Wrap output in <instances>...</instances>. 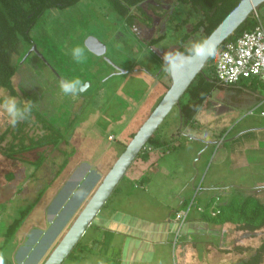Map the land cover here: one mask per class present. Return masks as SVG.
Listing matches in <instances>:
<instances>
[{"label": "rangeland", "instance_id": "rangeland-1", "mask_svg": "<svg viewBox=\"0 0 264 264\" xmlns=\"http://www.w3.org/2000/svg\"><path fill=\"white\" fill-rule=\"evenodd\" d=\"M176 4L177 0L144 2L152 25L138 24V32L108 0H80L67 8L46 11L36 22L31 36L45 60L32 52L22 66L29 49L20 61L13 84L19 93L18 101L33 103L52 125L48 131L32 115L24 127L28 135L25 143L46 134L59 138L60 143L53 150H29L20 154V159L0 154V251L5 255V264L45 263L47 254L66 234L77 212L122 154L131 134L137 132L170 87V76L162 70L163 54L180 48L186 51L190 42L206 39L203 28L194 30L202 17L200 10L187 13L181 8L178 13ZM260 11L264 14V5ZM90 37L104 44L107 51L98 55L89 50L86 41ZM76 45L86 47L85 63L72 59L71 49ZM118 68L128 73L117 72ZM75 77L87 84L86 90L76 96L63 94L60 80ZM7 96L12 95L0 87V102ZM263 97V90L216 85L208 97L209 104L198 111L194 124L187 128L188 134L222 141L248 128L264 127V102L255 105ZM188 99L183 97V101ZM176 107L166 117L162 132L169 130L171 123L177 122L180 127V110ZM8 128L14 130L0 110V132ZM256 132L249 136V163L242 167L230 163L229 142L208 146L179 134L177 146L166 153L163 166L162 158L150 172L148 161L134 160L98 216L123 207L161 218L179 210L185 199L188 207L191 203L192 206L181 229L183 235L188 232L189 223L198 218V207L213 198L216 205L243 191L264 204V135ZM109 135L115 139H109ZM18 141L10 132L0 148L5 151ZM42 155L46 160L43 168L38 164ZM157 158L152 154L150 160ZM81 190L85 192L83 198L75 195ZM28 204H33L30 213L5 242L7 226ZM199 231L206 234L195 235L197 240L189 245L196 246L198 257L206 250L204 264H242L264 242V229L250 232L225 224L213 231L212 226L203 224ZM100 235L98 227H89L81 238L82 246L62 264H117L104 251L90 248ZM117 241L114 243L119 246ZM179 245L173 236L169 243L153 244V253L141 256L135 264H183ZM82 247H86L84 252ZM260 256L259 264H264V252Z\"/></svg>", "mask_w": 264, "mask_h": 264}, {"label": "trees", "instance_id": "trees-1", "mask_svg": "<svg viewBox=\"0 0 264 264\" xmlns=\"http://www.w3.org/2000/svg\"><path fill=\"white\" fill-rule=\"evenodd\" d=\"M79 1L80 0H0V87H4L5 89H7L12 96H19L18 90L13 84V79L18 74V69L21 65L20 61L26 55L28 50L31 49V47H33V45L35 44V40L32 39L31 36V30L35 26L36 22L44 15L46 11L58 8H67L78 3ZM108 1L123 17L126 23L135 30L137 29L138 24H143L148 27L152 25V18L143 6V3L148 0ZM239 1L240 0H177L178 4L176 5L179 8L178 13H180L179 11L181 8L183 10L186 9L187 13H193L194 11L200 10V12L202 13V17L194 25V30L203 28V31L207 38L219 25V23L227 16V14H229V12L239 3ZM183 5L187 7L183 8ZM254 26L255 23L252 20V16L250 15L245 22L243 21V23L239 26L235 33L228 38V40L234 39L246 30H251L252 28H254ZM162 36H160L159 39ZM156 40L158 39H154V41ZM179 51H183V48H180ZM28 58L29 57H26L24 59L22 66ZM216 85L219 84L214 75V59H210L207 61L206 66L203 69V73L196 75L195 79L192 81V83L184 93L183 97L188 96L189 99L183 101L182 97L179 106L176 107L179 108L181 116V128L178 131L179 134L182 133L184 129L194 124V119L198 111L209 104L208 97L210 96L211 91ZM221 87H241L249 89L251 91H264V81L256 78H244L234 86ZM167 89H169V85ZM18 102H20L21 107H24L27 104V102L26 104H23L21 101ZM32 115L35 116L36 121L41 123L45 129L51 131L52 125H49L46 122L43 114L33 105V103H31V111L29 113H26V119H24L23 121H19L14 127V130L8 128L6 131L2 133L0 132V143L5 140L6 136L10 132L13 134L14 139L19 140L18 142H12L5 151L0 148V154H4V156H6L8 159H20L19 155L24 152L40 147H45V150H47L48 148H52L53 146L55 147L60 143L59 138L46 134L39 139L29 138L30 144H26L25 140H27L28 135L27 133H24V127L31 121ZM163 123L149 139L148 143L136 159L147 160L149 157V149H154L161 146L162 144H165L161 137V128ZM135 133L136 132H133L131 134V139L135 135ZM125 146H127L126 143L124 144V149ZM176 146L177 144L173 143L171 146L168 145V149L166 150L173 149ZM44 157L45 156L42 155L39 159V166L45 160ZM102 179L103 178H101L98 185L101 183ZM98 185L96 186V188L98 187ZM96 188L94 189V191L96 190ZM117 188L118 185L115 190H117ZM94 191L87 198L82 208L77 212L71 224L74 222L85 204L89 201ZM241 192L242 193H240L239 196L230 195L227 199L224 200L223 203H217L216 205L214 204L216 199H211L205 206L202 207V210L198 209L197 220L217 226L232 224L239 230H246L250 232H254L260 230L261 228H264V204L260 202L256 196L250 194L246 195L245 193H243V191ZM107 202L103 206L102 210L107 206ZM32 206L33 204H28L27 206H25L20 211L19 215H17L13 219V221L9 223L4 232L5 242H8L16 233L24 219L30 213ZM181 206V208H186L188 206V202L185 201ZM217 210H219L218 213L216 212ZM91 226H96V228L98 227V229L102 230L105 235L108 233L109 236L107 235L108 238H106V236H103L101 238L99 237L94 239L90 248L94 247L101 253L104 251L103 253L105 255H108L110 248L113 247V239L110 235H113L114 232L102 229L94 223H92ZM59 241L52 247L45 260L48 258ZM80 246H82L81 240L74 247L69 257L73 256L74 251ZM100 246L102 247V249H99ZM83 248L86 247H82L80 249L81 252H84ZM107 248L108 251H105V249ZM263 252L264 244L252 257L244 260L242 264H259L261 260L260 255Z\"/></svg>", "mask_w": 264, "mask_h": 264}, {"label": "water", "instance_id": "water-1", "mask_svg": "<svg viewBox=\"0 0 264 264\" xmlns=\"http://www.w3.org/2000/svg\"><path fill=\"white\" fill-rule=\"evenodd\" d=\"M263 4L264 0H240L206 39L218 49L220 44L234 34L243 21L245 22L247 20L250 16L249 13L255 9H260ZM90 43L96 44V48H93ZM86 45L89 50L92 52L94 51V53L98 55H102L107 51L106 46L94 37L87 39ZM36 48L37 46L34 44L27 55L32 52L39 54V51ZM39 55L45 60L41 54ZM206 63L207 62L201 64L198 59H194L191 63L186 64L175 73H168L171 79L169 89L137 130L127 146H125L122 154L105 175L94 194L78 214L66 234L48 256L44 264H62L63 260L70 255L126 174L129 169L128 167L132 165L141 150L146 146L149 139L158 130L172 109L175 106H179L182 96L195 79L196 75L203 73ZM118 72L124 74L127 70L123 71V69L118 68ZM184 134L192 139L204 141L209 144V141L207 140L190 136V134L185 132Z\"/></svg>", "mask_w": 264, "mask_h": 264}, {"label": "crops", "instance_id": "crops-1", "mask_svg": "<svg viewBox=\"0 0 264 264\" xmlns=\"http://www.w3.org/2000/svg\"><path fill=\"white\" fill-rule=\"evenodd\" d=\"M126 73H128V71ZM254 100L257 101V99ZM175 123H171V125L169 126V130L162 132L161 137L165 144H162L157 148L148 150L149 157L147 160H145L148 161L149 164L148 171L152 172V169L154 170V165L156 164V162H160L162 158L163 160L161 161L160 166H163L162 164L165 160V155L169 151L166 150L168 149V145L171 146L173 143H176L175 141L178 139V131L181 128V125L180 127H178V125H176ZM255 131H257L256 133L258 134L262 133L264 135V127H256L250 129L248 128L234 137H225L222 141H217L216 139L211 137L203 138L204 140L209 141L208 146L215 143L223 144L229 142L231 146L230 163L233 166L242 167L249 163L247 160L248 157L246 151L248 142L250 140L249 136H252L251 134H253ZM182 132L183 133H180L182 135H184V132L188 133L187 128ZM110 136L113 135H109V139ZM256 137H258V135ZM64 142L67 145V142ZM200 142L205 143L204 141ZM58 145L55 147L53 146L52 150L57 148ZM65 151H63V154L65 153ZM152 154H156L158 158L155 160H150ZM45 162L46 160L41 163L40 167L43 168ZM142 185L143 182H141L140 186ZM136 187H139V184H136ZM185 201V199H182L180 207H182L181 205ZM222 202L224 201L222 200ZM219 203H221V200ZM176 211L177 210L174 209L170 216L154 218L148 215H141L140 212L137 213L136 211L124 209L123 207H117L115 209H112L110 213L106 212L105 214L100 215V217L97 216L93 223L101 227L102 229L114 232L113 235H110L113 239V247L110 248L109 254H106L107 258H113L117 262V264H135L140 261L141 256H149L151 253H153L155 245L169 243L171 237H174L175 224L177 225V223L174 221V213ZM101 212H103V210H101ZM203 224L212 226L213 231H219V228L223 226L210 225L197 219L195 221H191L188 226V232L183 234L179 240L183 264H204L205 255L203 254L206 253V250L203 249L202 256L198 257L199 251L195 248L196 246L189 245V243H195V241L197 240L195 235L206 234L199 231L200 226H203ZM100 231V238L103 236H106V238H108V233L105 235L102 230ZM117 240L120 241L119 246L114 243V241ZM105 251H108V248L105 249ZM111 256L112 258H110Z\"/></svg>", "mask_w": 264, "mask_h": 264}, {"label": "built area", "instance_id": "built-area-1", "mask_svg": "<svg viewBox=\"0 0 264 264\" xmlns=\"http://www.w3.org/2000/svg\"><path fill=\"white\" fill-rule=\"evenodd\" d=\"M251 14L255 23L254 28L244 31L234 39H227L217 49L214 58V75L221 86H234L244 78L264 81V14H261L260 9H255ZM263 102L264 97L255 105L259 106ZM110 139L114 137L110 136ZM191 206L192 203L189 207L175 212L174 221L178 225L174 231L176 242L182 236L181 229L187 221ZM198 209L202 210V207L199 206Z\"/></svg>", "mask_w": 264, "mask_h": 264}, {"label": "clouds", "instance_id": "clouds-1", "mask_svg": "<svg viewBox=\"0 0 264 264\" xmlns=\"http://www.w3.org/2000/svg\"><path fill=\"white\" fill-rule=\"evenodd\" d=\"M217 54L215 45L210 44L207 39L195 40L190 42L185 52L179 50L166 51L163 54V71L169 74L175 73L183 68L186 64L191 63L194 59H198L201 64L210 59H214ZM72 59L78 63H85L87 60V50L85 46L76 45L71 49ZM60 90L65 95L76 96L83 93L87 84L80 77L71 80L61 79L59 82ZM0 110H2L9 118L10 124L15 127L16 124L26 119V113L31 111V102H27L26 106L21 107L17 97L7 96L0 102ZM80 198L85 196L83 190L75 193ZM0 264H5V255L0 251Z\"/></svg>", "mask_w": 264, "mask_h": 264}, {"label": "bare ground", "instance_id": "bare-ground-1", "mask_svg": "<svg viewBox=\"0 0 264 264\" xmlns=\"http://www.w3.org/2000/svg\"><path fill=\"white\" fill-rule=\"evenodd\" d=\"M91 44V46L93 47V48H96V44H92V43H90Z\"/></svg>", "mask_w": 264, "mask_h": 264}, {"label": "flooded vegetation", "instance_id": "flooded-vegetation-1", "mask_svg": "<svg viewBox=\"0 0 264 264\" xmlns=\"http://www.w3.org/2000/svg\"><path fill=\"white\" fill-rule=\"evenodd\" d=\"M118 72V71H117ZM261 229H264V228H261ZM264 244V242L262 243V245Z\"/></svg>", "mask_w": 264, "mask_h": 264}]
</instances>
